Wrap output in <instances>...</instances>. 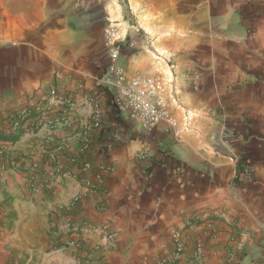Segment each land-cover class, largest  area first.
Instances as JSON below:
<instances>
[{
	"label": "crops",
	"instance_id": "1",
	"mask_svg": "<svg viewBox=\"0 0 264 264\" xmlns=\"http://www.w3.org/2000/svg\"><path fill=\"white\" fill-rule=\"evenodd\" d=\"M121 1L0 0V264H161L173 232L175 264L199 246L204 264H264V0ZM138 33L112 61L109 41ZM111 62L161 72L168 121L143 130L105 108L87 139ZM53 88L70 110L40 101ZM68 239L80 246L53 250Z\"/></svg>",
	"mask_w": 264,
	"mask_h": 264
},
{
	"label": "built area",
	"instance_id": "2",
	"mask_svg": "<svg viewBox=\"0 0 264 264\" xmlns=\"http://www.w3.org/2000/svg\"><path fill=\"white\" fill-rule=\"evenodd\" d=\"M119 52L120 49L115 47L113 43L110 50L112 61L117 59ZM100 84V90L86 97V100L91 106L92 116V123L85 128V136H88L87 139L90 137L91 130L101 128V118L103 110L107 106L109 95L112 97L120 114L126 119L135 122L137 126L143 130H149L158 123L169 120L166 91L159 78L142 74L130 75L124 71L121 66L116 64V62H111V64L104 68ZM40 101L48 105L63 103L69 110L71 109V102L66 97L59 95L56 88L51 90L48 97L40 99ZM88 141L89 140L83 142V153H86L88 149ZM1 154L2 153H0V155ZM88 168L89 163L87 161L82 162L80 173H84ZM245 173L241 172L240 174ZM53 174L60 179L68 176V172L60 164L55 165ZM28 179L33 192L42 188L43 182L41 181L40 171L37 167L32 168ZM82 189L83 192L75 200L81 199L82 196H86L89 192L94 190L88 181L83 182ZM61 228L66 233H73L76 227L71 221H65L62 223ZM100 230L105 232V237L108 241L111 242L113 240L111 235L106 234V228L102 227ZM171 236L175 246L173 257L168 260H163L161 264H175L178 256L183 251L179 233L173 232ZM79 246L80 242L74 239H68L66 241L56 240L53 250L61 248H78ZM204 262V252L202 247L199 246L196 247L193 256L187 264H204Z\"/></svg>",
	"mask_w": 264,
	"mask_h": 264
},
{
	"label": "rangeland",
	"instance_id": "3",
	"mask_svg": "<svg viewBox=\"0 0 264 264\" xmlns=\"http://www.w3.org/2000/svg\"><path fill=\"white\" fill-rule=\"evenodd\" d=\"M117 4L124 10V6L122 5V1L121 0H116ZM127 13H128V10L126 9ZM102 12V11H101ZM122 12V10H121ZM91 11H87L85 12L86 15H90ZM103 14V13H102ZM113 24V23H111ZM138 42V43H143L145 44V39L142 37V35L140 33H138V36L137 38L135 39H111L109 41V45H108V48H109V51L111 50V46L112 44L114 43L115 44V47L119 48L120 50H122V54H123V60H126L130 55H131V49H134V45H135V42ZM150 47L146 46L144 47V50H146V54L149 55L152 59H155L153 56V54L155 53L154 51H152L151 49H149ZM120 56V52H119V55L117 56V58H119ZM108 66V64L106 65ZM105 66V67H106ZM104 67V68H105ZM122 67V66H121ZM123 68V67H122ZM124 69V68H123ZM165 69V68H164ZM166 70H170L169 68H166ZM125 71V69H124ZM142 75H147V76H150V77H156V78H159L160 82L162 83V85L164 86L165 88V91H168V89L166 88V80L163 78V76L161 75V72H159L158 74H156V76H151L150 74H142ZM26 263V260L23 259V256H21L20 258V264H25ZM28 264H35L34 262L32 263H28Z\"/></svg>",
	"mask_w": 264,
	"mask_h": 264
},
{
	"label": "trees",
	"instance_id": "4",
	"mask_svg": "<svg viewBox=\"0 0 264 264\" xmlns=\"http://www.w3.org/2000/svg\"><path fill=\"white\" fill-rule=\"evenodd\" d=\"M80 15H84V17L86 18V14L85 13H80L78 14L74 19H70L69 20V24L71 27L75 28V29H78L79 26H77L75 24V22L78 20V18H80ZM105 108H108L110 109V111H112L115 115V118L117 121H119L120 119V112L119 110L116 108L114 102H113V99L112 97L109 95L108 96V102H107V106ZM20 136V132L19 130L18 131H15L13 134L9 135L8 137H3V139H6L8 141H10L11 143H14Z\"/></svg>",
	"mask_w": 264,
	"mask_h": 264
}]
</instances>
